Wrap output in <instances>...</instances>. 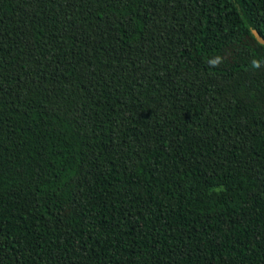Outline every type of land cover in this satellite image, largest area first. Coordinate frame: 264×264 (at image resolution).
Wrapping results in <instances>:
<instances>
[{
  "label": "trees",
  "instance_id": "1",
  "mask_svg": "<svg viewBox=\"0 0 264 264\" xmlns=\"http://www.w3.org/2000/svg\"><path fill=\"white\" fill-rule=\"evenodd\" d=\"M253 28L264 0H0V264H264Z\"/></svg>",
  "mask_w": 264,
  "mask_h": 264
},
{
  "label": "water",
  "instance_id": "2",
  "mask_svg": "<svg viewBox=\"0 0 264 264\" xmlns=\"http://www.w3.org/2000/svg\"><path fill=\"white\" fill-rule=\"evenodd\" d=\"M254 35L257 37V39L264 44V36L255 28L252 29Z\"/></svg>",
  "mask_w": 264,
  "mask_h": 264
},
{
  "label": "clouds",
  "instance_id": "3",
  "mask_svg": "<svg viewBox=\"0 0 264 264\" xmlns=\"http://www.w3.org/2000/svg\"><path fill=\"white\" fill-rule=\"evenodd\" d=\"M259 65L256 63V62H254V67H258Z\"/></svg>",
  "mask_w": 264,
  "mask_h": 264
}]
</instances>
